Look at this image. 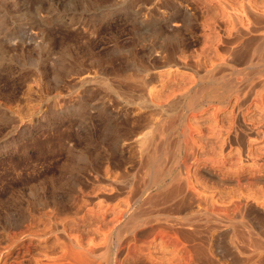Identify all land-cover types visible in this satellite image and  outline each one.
<instances>
[{
	"label": "rangeland",
	"instance_id": "374dc122",
	"mask_svg": "<svg viewBox=\"0 0 264 264\" xmlns=\"http://www.w3.org/2000/svg\"><path fill=\"white\" fill-rule=\"evenodd\" d=\"M0 264H264V0H0Z\"/></svg>",
	"mask_w": 264,
	"mask_h": 264
},
{
	"label": "bare ground",
	"instance_id": "6f19581e",
	"mask_svg": "<svg viewBox=\"0 0 264 264\" xmlns=\"http://www.w3.org/2000/svg\"><path fill=\"white\" fill-rule=\"evenodd\" d=\"M167 6V5H166ZM238 25V24H237ZM253 27V26H252ZM238 30V29H237ZM240 30V29H239ZM242 33V32H241ZM232 40V39H231ZM246 41V40H245ZM234 42V41H233ZM250 42V41H249ZM241 51V50H240ZM235 52V51H234ZM245 52V51H244Z\"/></svg>",
	"mask_w": 264,
	"mask_h": 264
}]
</instances>
